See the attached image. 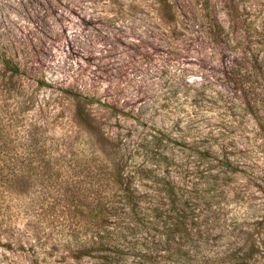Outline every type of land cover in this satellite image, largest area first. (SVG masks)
I'll return each mask as SVG.
<instances>
[{
    "label": "rangeland",
    "instance_id": "1",
    "mask_svg": "<svg viewBox=\"0 0 264 264\" xmlns=\"http://www.w3.org/2000/svg\"><path fill=\"white\" fill-rule=\"evenodd\" d=\"M106 155L162 195L121 264H264V0H0V264H101L71 215Z\"/></svg>",
    "mask_w": 264,
    "mask_h": 264
},
{
    "label": "trees",
    "instance_id": "2",
    "mask_svg": "<svg viewBox=\"0 0 264 264\" xmlns=\"http://www.w3.org/2000/svg\"><path fill=\"white\" fill-rule=\"evenodd\" d=\"M161 3L163 4L162 1ZM13 70L16 72V68ZM77 117L88 128L90 121H93L87 112L83 113L78 110ZM88 133L93 135L89 131ZM98 163L99 173L89 169V180L82 194L83 203L80 208L75 206L74 213L71 215L73 217L78 215L83 223L82 226H76L72 230V233H75L74 236H77V233L81 237L74 242L75 255L73 258L79 260L82 257H89L99 260L101 264H121L125 260V256L137 255V243L132 237L135 228L143 221L142 214L157 209L159 196L162 195H158V191L151 188L146 192L137 189L134 182L136 174L126 172L123 162L116 156L106 155L100 161L98 160ZM73 186L77 187L74 184ZM170 193H172V189ZM78 194L79 192L73 193V200L76 198L74 202H79L77 201ZM75 195L76 197H73ZM173 195L174 193H172ZM170 201L174 206L171 209L178 211L177 207L181 205L180 203L178 205L179 200L170 199ZM187 220L186 216L177 217L175 225L185 234L188 231ZM261 221L264 223V217ZM243 254L235 253L236 257L233 256L229 262L248 263L253 257L260 256L261 250L259 246L252 245ZM141 256L142 258L147 257L145 254ZM198 264L204 263L198 261Z\"/></svg>",
    "mask_w": 264,
    "mask_h": 264
}]
</instances>
